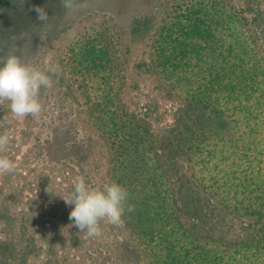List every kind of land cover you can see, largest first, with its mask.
I'll use <instances>...</instances> for the list:
<instances>
[{
  "label": "trees",
  "instance_id": "16d2710c",
  "mask_svg": "<svg viewBox=\"0 0 264 264\" xmlns=\"http://www.w3.org/2000/svg\"><path fill=\"white\" fill-rule=\"evenodd\" d=\"M130 34L147 47L136 68L167 104L124 101L126 58L108 30L74 47L73 72L53 77L61 90L39 146L48 169L34 182L49 209L20 208L21 186L4 174L0 264H264V0H181L160 19L135 17ZM75 105L107 147L102 181L85 172L92 144L69 118ZM4 116L10 157L17 141L0 107ZM71 172L127 188L124 227L79 232L62 198Z\"/></svg>",
  "mask_w": 264,
  "mask_h": 264
},
{
  "label": "rangeland",
  "instance_id": "374dc122",
  "mask_svg": "<svg viewBox=\"0 0 264 264\" xmlns=\"http://www.w3.org/2000/svg\"><path fill=\"white\" fill-rule=\"evenodd\" d=\"M180 1L81 0L86 7L68 14L60 6L59 0H12V2L0 0V63L9 54L15 53L23 61L41 69H45L48 64H56L59 66L58 74L73 72L75 63L72 61V49L79 48L86 37L93 32L108 30L117 48L123 51L126 58L124 71L126 83L121 92L124 101L133 106L137 102L144 103L158 99L164 107L167 101L157 91L153 78L136 68V63L144 58L147 47L144 42L133 39L130 26L135 17L150 11L156 12L157 19H160L170 13L176 2ZM33 6L46 8L49 13V21L46 25H41L37 20ZM53 86V89H46L40 96L42 112L38 117L28 116L18 119L10 112L8 101L3 105L9 112L11 132L17 141L10 156L11 160L16 162L17 169L16 173L8 174V179L10 182H17L16 187L21 186L23 193L19 203L20 208L33 211H36L42 203L46 204L48 209L50 206L45 199L44 189L38 182H34V179L42 170L48 169L41 158L39 146L49 136L50 115L57 106L56 97L61 90L58 82ZM64 103L65 106L69 101ZM69 115L72 124L79 132L78 137L92 144L90 158L84 165L85 172L96 181H102L106 175L107 147L79 106L75 105V109L69 111ZM69 120L66 119L65 122L69 124ZM71 173L77 178L73 172ZM3 176L5 175L0 174V183L4 179ZM75 181L76 179H70L73 184ZM70 182L67 180L64 183L65 197L73 189L70 188ZM64 254L72 258L71 250H67ZM29 264H39V258L31 259Z\"/></svg>",
  "mask_w": 264,
  "mask_h": 264
},
{
  "label": "clouds",
  "instance_id": "9594fccd",
  "mask_svg": "<svg viewBox=\"0 0 264 264\" xmlns=\"http://www.w3.org/2000/svg\"><path fill=\"white\" fill-rule=\"evenodd\" d=\"M66 13L71 14L86 7L81 0H59ZM37 20L41 25L49 21L45 7L33 6ZM59 73V66L48 64L45 69L27 63L15 53L9 54L0 63V107L9 102L10 112L18 119L38 117L42 112L41 91L53 87V77ZM7 116L0 119L6 122ZM11 143L7 132L0 134V174H11L17 164L3 153ZM68 206H73L69 219L86 237H99L102 234L101 222H107L117 228L124 227L126 212L135 211L128 203L127 188L117 182L104 183L102 187H90L83 176L77 177L69 195L62 197Z\"/></svg>",
  "mask_w": 264,
  "mask_h": 264
}]
</instances>
